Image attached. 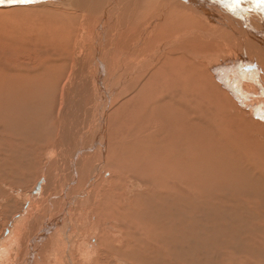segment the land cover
Instances as JSON below:
<instances>
[{
    "label": "bare ground",
    "instance_id": "bare-ground-1",
    "mask_svg": "<svg viewBox=\"0 0 264 264\" xmlns=\"http://www.w3.org/2000/svg\"><path fill=\"white\" fill-rule=\"evenodd\" d=\"M263 113L264 0H0V209L30 202L0 264H155L178 215L156 248L140 200L200 160L264 190Z\"/></svg>",
    "mask_w": 264,
    "mask_h": 264
},
{
    "label": "rangeland",
    "instance_id": "rangeland-1",
    "mask_svg": "<svg viewBox=\"0 0 264 264\" xmlns=\"http://www.w3.org/2000/svg\"><path fill=\"white\" fill-rule=\"evenodd\" d=\"M222 88L227 89L225 86ZM261 116L264 119V113ZM262 118L259 116L258 119ZM95 119L96 122L90 131V139L92 138L91 135L95 136L93 143L90 142L91 144H87L86 147L83 144L85 148L90 146L89 149L94 158L97 157L94 150H97L100 139L97 133L99 128L98 115L95 116ZM83 145L78 147L79 150ZM79 150L75 152L76 155ZM60 158L59 162L62 160L63 163L65 158ZM69 160L70 158L65 159L67 162ZM193 169L192 177L187 179L188 200H180L181 197L178 196H173L169 200H160L158 196H155L154 200H140L141 211L145 212L141 218L142 223H145L146 220L148 222L152 220L154 211L157 213V233L158 235L161 233V236L158 238L160 242L156 244V248H160L162 244L166 243L161 242L166 232L158 231V227L166 218H169L166 217V214L175 211V215H178L175 227L171 225L173 229L169 236L174 240L166 247L169 254L165 257L160 255L155 264H264V190L262 183L256 177L250 176L251 178H249L248 170L238 166L236 170H230L227 167L226 171H230V176L233 177L223 180L221 177L217 178L220 176L218 171L212 168L207 169L202 160H200V166H193ZM105 171L102 173L106 176L102 175L104 179L107 177L109 179L111 173L108 170ZM37 184L30 186L26 191V196L32 195V199L28 200L43 199L41 198L42 189ZM18 199H14L17 202H13L11 207L0 209V240L8 237L14 222L20 219L21 214L26 215L30 202L22 204V200ZM61 205L56 203V210L59 212L63 206L64 209L66 208V204ZM23 216L22 219H24ZM165 239L168 237L163 240ZM174 242L177 245H174ZM247 246L253 248L250 249Z\"/></svg>",
    "mask_w": 264,
    "mask_h": 264
},
{
    "label": "snow or ice",
    "instance_id": "snow-or-ice-1",
    "mask_svg": "<svg viewBox=\"0 0 264 264\" xmlns=\"http://www.w3.org/2000/svg\"><path fill=\"white\" fill-rule=\"evenodd\" d=\"M21 2H26V0H21Z\"/></svg>",
    "mask_w": 264,
    "mask_h": 264
}]
</instances>
